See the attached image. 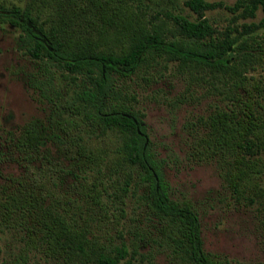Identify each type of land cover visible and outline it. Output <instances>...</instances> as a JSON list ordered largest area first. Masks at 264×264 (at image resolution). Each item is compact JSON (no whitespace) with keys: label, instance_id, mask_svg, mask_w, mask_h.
Masks as SVG:
<instances>
[{"label":"trees","instance_id":"obj_1","mask_svg":"<svg viewBox=\"0 0 264 264\" xmlns=\"http://www.w3.org/2000/svg\"><path fill=\"white\" fill-rule=\"evenodd\" d=\"M72 1L0 7L38 62L30 83L47 105L0 142V163L18 168L0 172V223L23 242L13 264L29 252L57 264H154L160 251L170 264H225L204 249L193 203L172 197L137 90L165 80L188 98H214L187 124V158L214 162L237 201L257 204L264 236V86L248 76L264 56L256 26L218 35L205 12L224 5L205 0L184 1L194 21L167 9L149 15V0H81L78 32L64 15ZM228 10L253 17L264 0Z\"/></svg>","mask_w":264,"mask_h":264},{"label":"rangeland","instance_id":"obj_2","mask_svg":"<svg viewBox=\"0 0 264 264\" xmlns=\"http://www.w3.org/2000/svg\"><path fill=\"white\" fill-rule=\"evenodd\" d=\"M149 1L146 2L150 7L149 15L154 16L167 9L190 21L196 19L184 6L185 0H173L172 5L167 0ZM205 1L224 5L205 12V18L218 35L227 27L240 31L244 24L253 25L256 29L252 35L264 47V13L261 10L253 17H244L240 11L228 10L236 0ZM25 2L0 0V7L22 8ZM78 7H81V0H73L66 5L64 15L73 30L82 32L86 29V13L77 10ZM19 34L18 30L0 21V142L5 132L32 118L42 117L47 108V105L37 101V92L30 83L31 77L39 74L38 62L31 60L18 47ZM248 76L264 86V56L254 64ZM137 91L138 107L145 115L150 140L164 162L170 193L174 199L187 198L195 206L204 249L221 256L225 264H264V236L257 204L237 201L220 179L219 169L214 162L193 163L186 155L187 124L200 115H206L214 104V98L195 99V95L188 98L180 84L172 86L165 80ZM182 97L184 102L177 103ZM0 172L15 174L18 168L16 164L6 161L0 163ZM128 214H131L129 210ZM22 246L21 234L0 223V264H13ZM148 261L144 259L136 264H149ZM151 261L154 264H170L168 255L161 251L152 253ZM21 264L57 263L39 253L29 252ZM120 264L126 263L122 261Z\"/></svg>","mask_w":264,"mask_h":264}]
</instances>
